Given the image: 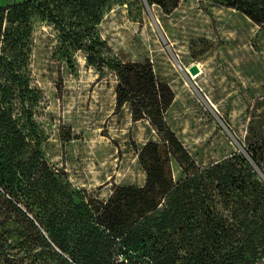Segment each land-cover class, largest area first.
Listing matches in <instances>:
<instances>
[{
    "label": "rangeland",
    "instance_id": "obj_1",
    "mask_svg": "<svg viewBox=\"0 0 264 264\" xmlns=\"http://www.w3.org/2000/svg\"><path fill=\"white\" fill-rule=\"evenodd\" d=\"M23 1L0 0V8ZM51 14L3 18L0 26V102L28 142L15 165L2 169L7 161L0 159L1 172L11 178L13 166L38 160L71 195H56L55 209L40 180H14L12 188L44 222L55 215L70 220L84 202L89 219L110 225L114 235V202L127 200L116 188L145 183L137 154L159 135L148 118L132 120L128 104L115 109L117 62H148L168 86L163 121L197 166L236 153L264 183V29L251 18L211 0H181L169 12L147 0H110L93 24L75 25L57 5ZM78 37L90 47L72 46ZM93 52L98 64L89 65ZM169 165L177 178V162ZM110 256L148 261L141 249L119 243ZM0 264L64 263L19 214L0 207Z\"/></svg>",
    "mask_w": 264,
    "mask_h": 264
},
{
    "label": "trees",
    "instance_id": "obj_2",
    "mask_svg": "<svg viewBox=\"0 0 264 264\" xmlns=\"http://www.w3.org/2000/svg\"><path fill=\"white\" fill-rule=\"evenodd\" d=\"M147 1L167 12L181 2ZM211 1L238 10L264 29V0ZM109 2L26 0L1 7L0 26L3 18L24 21L34 13L49 17L55 5L59 11H67L77 21L75 25L93 24ZM71 42L78 49L90 47L83 46L80 37ZM96 57V52L87 54L88 64H98ZM113 70L117 78L115 109L128 104L132 120L148 118L159 135V141L145 143L137 154L146 174L144 185L116 188L123 190L127 200L121 206L114 202V235L110 225L89 219L92 214L84 202L74 205L77 210L69 214L70 220L55 215L46 223L23 201L21 190L11 186L14 180L27 182L26 186L40 180L44 200L55 209L60 206L56 195L69 201L71 195L64 196L66 191L55 172L38 160L20 170L13 166L11 178L1 172L16 164L14 159L28 143L1 102L0 159L7 165L0 169V207L19 214L45 249L64 264H141L135 256L110 261L111 249L118 243L130 251L141 249L147 264H264V183L236 153L205 167L196 165L163 121L162 112L170 101L165 90H170L155 79L148 62H117ZM171 159L180 169L177 178L171 172ZM260 160L264 165V156ZM116 195L114 191V198ZM68 241L74 244L71 248Z\"/></svg>",
    "mask_w": 264,
    "mask_h": 264
},
{
    "label": "water",
    "instance_id": "obj_3",
    "mask_svg": "<svg viewBox=\"0 0 264 264\" xmlns=\"http://www.w3.org/2000/svg\"><path fill=\"white\" fill-rule=\"evenodd\" d=\"M192 70L193 72H196V66H193Z\"/></svg>",
    "mask_w": 264,
    "mask_h": 264
}]
</instances>
